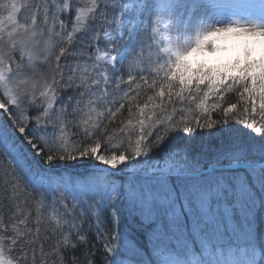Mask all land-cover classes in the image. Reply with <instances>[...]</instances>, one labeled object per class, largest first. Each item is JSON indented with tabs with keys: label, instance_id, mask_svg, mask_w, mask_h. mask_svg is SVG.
Wrapping results in <instances>:
<instances>
[{
	"label": "snow or ice",
	"instance_id": "1",
	"mask_svg": "<svg viewBox=\"0 0 264 264\" xmlns=\"http://www.w3.org/2000/svg\"><path fill=\"white\" fill-rule=\"evenodd\" d=\"M42 37L46 70L21 77ZM0 148V264H97L86 213L104 264H264V0H0Z\"/></svg>",
	"mask_w": 264,
	"mask_h": 264
},
{
	"label": "trees",
	"instance_id": "2",
	"mask_svg": "<svg viewBox=\"0 0 264 264\" xmlns=\"http://www.w3.org/2000/svg\"><path fill=\"white\" fill-rule=\"evenodd\" d=\"M23 2H25V0H22V3ZM109 11L111 14V9ZM20 14L24 16L26 14V12L22 10V12ZM46 39H47V37L39 38L40 42L36 48L37 54L33 56L32 60H28V58L25 57V59L23 61V72L21 73V77H23L24 74L32 75L34 72L35 73V79L36 80L41 79V72L43 70H46V68H47L46 64L43 62V49L45 47V40ZM100 47H104V40L103 39L100 40ZM16 55H17V58H19V53H17ZM143 61L144 62L142 64V67L145 69L144 74H147V70H148V56L147 55H145V57L143 58ZM128 71H129V69H128L127 62H125V67L123 69V74H124L125 78L128 75ZM132 74L138 76L140 73H139L138 69L133 68ZM125 87H127V86L125 85ZM133 87H135V85H133ZM69 94H71V93H69ZM147 94H152V93H151V91H148ZM122 95H123V93H117L116 98L119 99V97ZM145 98H146V96H144V95H141L139 97V99L141 101H143ZM226 99L229 102L236 103L238 105L237 112H239L244 107V101L241 100L239 93L236 91L227 93ZM225 106H227V105H225ZM127 117H128V112H127V107H126L124 110H122L121 118L126 119ZM219 118H220V115L218 113L213 114V119H219ZM257 121L259 122V116H257ZM114 126H118V125H114ZM234 127L237 129H241V131L239 132V136H238V140L241 144L247 146V145L258 144L260 142V135L254 133V132L250 133V130L245 129L243 127V125H234ZM209 132H212V135H209L208 134ZM192 136H193L192 140L180 141V142L176 143L175 146L178 148H183L186 144L189 146H194V147H199V146L203 145L204 148L207 149L210 145H218L221 143V133L219 131H217L216 129L203 130V134H201V130H197V132H194L192 134ZM0 158H2L3 160L10 159V157H7L6 155L3 154L2 148H0ZM203 161L204 160H202L201 162H203ZM81 164H84V162L82 160L78 163L72 164L70 167H63V166L58 167L54 171L58 170L56 172L63 173L64 178L68 179L69 174H73V176H75V174H77V173H81V174L87 173L88 170L83 169ZM88 164H90V162ZM82 207L87 208V205H82ZM103 216L106 220H109L110 219L109 210L105 209L103 212ZM86 217L87 218L85 219V221L82 225L83 231L87 233L91 243L95 244L97 249L99 250L97 253V264H104L103 249L100 248L99 242L96 240L95 220H94V218H91L88 215H86ZM130 219L131 218L128 219L127 224H128L129 232H130L131 236L134 238V241L136 243H138L142 248H148L147 237H146L145 233L143 232L142 229L139 228V226L136 222H134L132 219L131 220ZM111 226L112 225L109 223L108 227L111 228ZM256 227L258 230L264 231V225H261L258 223L256 225ZM222 251H223L224 256H225L226 253L230 252V249L227 245H225V247L222 249ZM165 254L166 255L169 254L168 250L165 251ZM260 255H261L260 249L257 248V258H259ZM196 258H199V253H197ZM153 259L155 260L157 258L155 256H153Z\"/></svg>",
	"mask_w": 264,
	"mask_h": 264
},
{
	"label": "rangeland",
	"instance_id": "3",
	"mask_svg": "<svg viewBox=\"0 0 264 264\" xmlns=\"http://www.w3.org/2000/svg\"><path fill=\"white\" fill-rule=\"evenodd\" d=\"M21 2H22V0H21ZM3 14L6 15V13H3ZM19 16H20L21 22H23V15L19 14ZM101 48H103V47H101ZM221 56L223 57L224 60H227L229 57V53H208V52H205V53H203L202 58L205 59L207 62L214 63V62H217V58L221 57ZM82 161L84 162V164H81L83 169H87L88 170L87 172L93 171V169L90 167V164H88L89 162H86L84 160H82ZM203 162H201L202 165L208 163V160H204ZM148 163H155V161H149ZM147 166H148L147 164L143 165V167H147ZM42 167H43V165H42ZM56 171H58V170H56ZM77 174H81V173H77ZM35 179L37 181H39L40 177L38 176ZM56 179H59V177H56ZM113 180L117 185H119L121 182L119 177H113ZM69 200H70L69 203L71 204V202H72L71 197H69ZM60 211L63 212V209L60 208ZM86 215H88V214L86 213ZM229 253L230 252L226 253L225 257H227L229 255Z\"/></svg>",
	"mask_w": 264,
	"mask_h": 264
}]
</instances>
